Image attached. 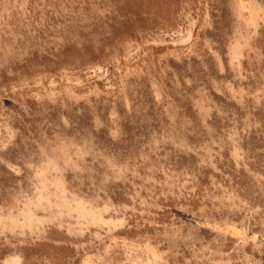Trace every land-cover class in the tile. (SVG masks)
I'll use <instances>...</instances> for the list:
<instances>
[{"label": "rangeland", "instance_id": "obj_1", "mask_svg": "<svg viewBox=\"0 0 264 264\" xmlns=\"http://www.w3.org/2000/svg\"><path fill=\"white\" fill-rule=\"evenodd\" d=\"M0 264H264V0H0Z\"/></svg>", "mask_w": 264, "mask_h": 264}]
</instances>
